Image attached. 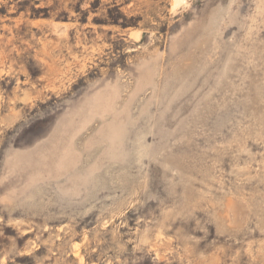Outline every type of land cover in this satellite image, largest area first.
I'll return each mask as SVG.
<instances>
[{
    "label": "rangeland",
    "instance_id": "374dc122",
    "mask_svg": "<svg viewBox=\"0 0 264 264\" xmlns=\"http://www.w3.org/2000/svg\"><path fill=\"white\" fill-rule=\"evenodd\" d=\"M0 264H264V0H0Z\"/></svg>",
    "mask_w": 264,
    "mask_h": 264
}]
</instances>
